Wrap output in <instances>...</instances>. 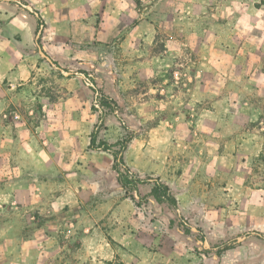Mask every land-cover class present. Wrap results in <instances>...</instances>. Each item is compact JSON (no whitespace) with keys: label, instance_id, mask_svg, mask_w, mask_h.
Returning <instances> with one entry per match:
<instances>
[{"label":"rangeland","instance_id":"obj_1","mask_svg":"<svg viewBox=\"0 0 264 264\" xmlns=\"http://www.w3.org/2000/svg\"><path fill=\"white\" fill-rule=\"evenodd\" d=\"M136 10L130 28L147 30V25L153 32L149 45L155 70L144 91L154 98L157 116L148 123L167 119L179 143L177 160L190 165L187 175L199 194L196 212L184 215L195 232L203 228L210 246L245 231L264 232V0H136ZM118 21L105 24L106 40ZM35 51L40 60L30 79L0 80V264H131L121 256L105 259L106 246H95L100 240H85L82 227L92 221L82 219L78 208L67 204L54 211L49 191L60 194L66 186L76 187L78 178L90 179L81 166L85 161L72 158L73 164L58 167L52 174L57 181L49 184L53 170L47 157L35 165L19 149L22 123L40 126L51 104L64 105L71 92L61 69L37 44ZM197 160L199 177L192 166ZM100 201L97 196L85 204L94 210ZM102 219L99 224L108 222ZM171 233V260L151 264H186L193 258L198 264H220L177 227ZM108 241L116 247L112 238ZM247 241L223 264H245L247 248L264 257L263 241Z\"/></svg>","mask_w":264,"mask_h":264},{"label":"crops","instance_id":"obj_2","mask_svg":"<svg viewBox=\"0 0 264 264\" xmlns=\"http://www.w3.org/2000/svg\"><path fill=\"white\" fill-rule=\"evenodd\" d=\"M21 1L36 9L44 19L39 41L42 48L59 63L58 68L64 65L67 70L75 72L74 75H65L71 84V92L64 105L51 104L40 126L22 123L19 129L23 138L17 139L20 151H27L28 162L37 165L40 157H47L46 165L53 170L48 175L49 184L57 181L52 174L56 175L58 167L69 168L73 164L72 158L85 161L81 166L86 169L90 179L78 178L76 187L66 186L60 194L49 191L54 199V211L69 204L71 208H78L82 219L88 216L92 224L82 227L84 238L87 241L100 240L95 246H106L102 257L107 260L117 256L131 264L171 260L167 249L169 238L171 235L173 237L171 230L174 228L169 225L170 220L175 219L173 210L153 197L138 206L131 194L121 188L118 173L113 168V154L89 149L91 135L100 115L93 108V90L83 77L77 75L80 70L91 72L103 85L104 91L120 106L117 112L107 114L106 128L101 131L100 138L109 142L122 139L128 130L121 117L137 134L124 152L127 165L141 176H159L175 191L180 212L183 215L195 213L199 207L196 201L199 194L193 191L195 179L187 175L185 167L190 165L177 160L176 146L179 143L173 139L167 119H161L153 126L148 123L157 116L154 98L147 97L148 93L144 91L147 76L155 70L149 45L153 42V32L147 25V30L130 28L131 18L135 20L137 16L136 0ZM116 17L119 21L115 33L106 40L105 24ZM37 30V15L14 0H0V80L25 81L33 75L40 60L35 51ZM121 33L123 35L116 38L120 40L118 45H112L111 40ZM54 106L59 109H54ZM40 131L45 133L41 135ZM24 135H27L26 138ZM41 137H44L42 144ZM192 166L194 174L199 177L200 162L197 160ZM62 175L65 176L64 171ZM152 188V183L141 184L139 190L142 195H147ZM103 193L104 196H101ZM97 196L102 197V201L94 210L87 208L85 202ZM104 217L108 222L99 224L105 220L102 219ZM110 238L115 241L116 247L110 245ZM247 240L218 258L220 264H223L229 252L245 246L243 244ZM151 248L156 250L152 252ZM247 250L245 264H262L264 257L260 253L250 248ZM193 262L194 258L193 261H185L186 264ZM195 264H198L197 261Z\"/></svg>","mask_w":264,"mask_h":264},{"label":"trees","instance_id":"obj_3","mask_svg":"<svg viewBox=\"0 0 264 264\" xmlns=\"http://www.w3.org/2000/svg\"><path fill=\"white\" fill-rule=\"evenodd\" d=\"M19 3L20 6H25L28 3L21 0H14ZM32 14L36 15L38 12L36 9H32L30 11ZM38 19V30L45 24L43 17L41 14L37 16ZM37 30V31H38ZM56 67H59V63L55 62ZM85 74L84 81L86 84L90 86V88L94 92V103L93 108L99 112V122L95 125V128L91 135V141L89 145L90 150H104L113 154L115 162H114V170L118 173V180L121 185L122 190L126 193L131 194L133 200L136 202L138 206H142L144 203L149 201L150 197L156 199V201L160 204L168 205L172 210H174L177 214V219L170 220V227H177L180 232L183 233L186 237H192L195 241L196 249H200L199 245L203 248L202 252L205 253H213L217 258H221L222 255L229 249L234 248L241 244L238 240L239 236H246L249 238H256L258 240L264 241V232L259 230H249L237 234L233 238H227L220 240L219 243L211 245L210 247H206V242L208 241V237L205 234L203 228L198 227V232L193 230V225L189 221V219L183 215L179 210V200L176 196L175 191L165 182L161 180V178L157 175H146L141 176L136 171L132 170L124 159V152L128 148L130 142L136 137V131L130 130V128L124 123L123 119L120 117L124 127L128 130V133L117 142H109L106 139L100 138V133L103 129L106 128L105 118L108 113L117 112L120 108L118 102L108 95L104 91L103 85H101L96 77L87 70H80L77 75ZM153 184V188L151 192L147 195H142L140 193L139 187L141 184ZM200 251V250H199ZM197 250V252H199ZM119 264H124L122 261Z\"/></svg>","mask_w":264,"mask_h":264},{"label":"water","instance_id":"obj_4","mask_svg":"<svg viewBox=\"0 0 264 264\" xmlns=\"http://www.w3.org/2000/svg\"><path fill=\"white\" fill-rule=\"evenodd\" d=\"M25 8H27L28 10H32L33 8L30 6V5H25L24 6ZM36 15L38 16L39 15V12H37L36 13ZM41 33H42V28L41 29H39L38 30V32H37V34H36V39H37V45H38V48H39V52L52 64V65H55V61H54V59L42 48V46H41V44H40V42H39V39H40V37H41ZM59 69H61V71L64 73V75H66V76H70V75H74L75 74V72H73V71H69V70H65V69H62V68H59ZM80 76L81 77H83V78H85L86 76H85V74H80ZM247 238H246V236H239L238 237V240L240 241V242H242V241H245ZM206 245L209 247L210 246V243L207 241L206 242Z\"/></svg>","mask_w":264,"mask_h":264}]
</instances>
